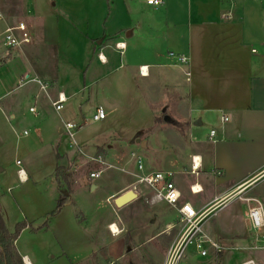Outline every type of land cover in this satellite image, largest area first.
Here are the masks:
<instances>
[{
  "label": "crops",
  "instance_id": "crops-1",
  "mask_svg": "<svg viewBox=\"0 0 264 264\" xmlns=\"http://www.w3.org/2000/svg\"><path fill=\"white\" fill-rule=\"evenodd\" d=\"M89 1L102 5L100 13L97 6L73 11L62 30L57 18L25 17L21 0H0V37L19 23L32 36L20 49L5 48L3 40L0 45V205L10 233L27 223L15 241L23 263L51 264L64 256L54 243L70 239L64 224L71 214L76 217V207L86 222L101 219L106 239L128 228L130 242L154 237L139 227L146 220L154 225L155 216V237L167 240V250L180 232L177 209L151 203L152 192L144 186L131 202L115 205L141 175L140 158L146 173L173 172L179 206L187 203L199 212L221 202L204 224L205 233L225 248L211 250L216 264H264L247 218L255 204L250 200L264 207V0H162L157 6L146 0ZM118 43L124 51L116 49ZM170 53L189 63L178 66ZM59 94L67 102L57 112L52 103ZM97 108L105 110L104 120H93ZM66 123L78 126L74 142L63 130ZM18 128L23 132L14 146ZM10 152L12 165L6 161ZM194 157L201 161L197 176ZM17 161L26 172L24 183L17 178ZM57 167L71 175L70 187L62 184L70 193L45 227L62 193ZM98 171L100 178H91ZM6 173L13 183L3 189ZM194 186L202 191L192 194ZM95 198H105L108 216ZM111 224L119 235L110 233ZM55 250L60 255L47 260Z\"/></svg>",
  "mask_w": 264,
  "mask_h": 264
},
{
  "label": "rangeland",
  "instance_id": "rangeland-1",
  "mask_svg": "<svg viewBox=\"0 0 264 264\" xmlns=\"http://www.w3.org/2000/svg\"><path fill=\"white\" fill-rule=\"evenodd\" d=\"M23 5V14L25 17L29 18H47L54 17L57 18L60 22L61 29L63 30L64 26L67 24L71 18L73 11H81L83 14L85 9L88 7L97 6L96 13H100L102 7L101 4H97L96 1L89 0H21ZM84 16V15H83ZM69 17V19H66ZM2 37H0V45H2ZM86 118H91V114H85ZM162 119H165V116H162ZM88 123V122H87ZM77 125V124H76ZM92 128V127H91ZM23 129L18 128L15 136L13 137L14 146L17 144L16 136L19 133H22ZM26 139L19 142V145L24 144ZM77 141V137H76ZM69 142V141H68ZM67 142V143H68ZM70 142L72 140L70 139ZM6 161L9 165L14 164L15 156L10 152V156L6 157ZM3 182L1 187L6 189L12 185V178H10L7 173L4 175ZM3 191V190H2ZM1 191V192H2ZM73 199L78 201L80 199L79 191L73 190ZM90 191H86V197L91 198ZM7 196V193H6ZM84 197L85 204L87 199ZM8 197H6L7 199ZM94 199V198H92ZM99 201L98 204L101 207L99 208L102 212L108 211L105 207L109 206L105 203V198ZM12 202L11 198L9 199ZM74 209V208H73ZM111 210V209H110ZM79 208H75L76 217H67L68 220L65 222L66 232L68 233L70 239L66 242L61 241L54 243L55 246L60 248V251L64 249V256L56 259H51V264H163L164 258L166 255L167 240L164 237H155L159 233L160 222L159 218L153 216L154 225L149 226V222L146 220L140 227V230H147L146 233L153 235V238H138L132 239V242L129 240V235H126L128 228H126V233H122V236L117 238H105L104 233L101 230L100 222L101 219L88 220L87 222L79 216ZM74 212V211H73ZM109 215L110 211L104 213ZM74 220H73V219ZM53 220V217H48L45 223L50 225ZM63 225V224H62ZM177 226L180 229V224ZM149 227H151L149 229ZM15 231V230H14ZM56 251V250H55ZM62 254V253H61ZM58 250L56 254H49L47 260L51 257L59 256ZM264 256V251L261 253ZM180 264H216L213 253L209 250L207 257L198 256L194 248L191 247L188 249L185 258L181 261ZM235 264V263H234Z\"/></svg>",
  "mask_w": 264,
  "mask_h": 264
},
{
  "label": "built area",
  "instance_id": "built-area-1",
  "mask_svg": "<svg viewBox=\"0 0 264 264\" xmlns=\"http://www.w3.org/2000/svg\"><path fill=\"white\" fill-rule=\"evenodd\" d=\"M146 2L151 6H157L163 3L162 0H146ZM5 16L0 11V22L4 21ZM3 45L9 50L20 49L23 46L30 44L32 41L31 31L24 23H19L15 26L7 27L6 30L2 33ZM116 49L120 51L125 50L124 44H116ZM170 58L176 59L178 66H185L189 63V59L185 56L176 55L174 53L169 54ZM98 58L101 62H105L103 56L100 54ZM146 70V71H145ZM141 76L147 75V68L141 67L139 69ZM185 76L189 81L191 78V73L185 71ZM34 81L42 84L40 80L34 79ZM47 84H42V90L47 88ZM67 102V98L64 94H59L56 101L52 103L54 109L59 112L64 108V104ZM30 112L35 113L36 108L32 107ZM106 117V112L103 108H97L96 113L93 116L94 121L104 120ZM223 122L228 121L227 117H223ZM78 129V126L74 123H66L63 130L67 133L69 138L74 142L75 133ZM24 135H28V132H24ZM215 136V131H212L210 138ZM198 158H192V173L198 175V171L201 168V161L196 163ZM137 167L141 175L137 176L134 184L131 186V191L138 192L141 186L148 188L152 192L151 203L164 202L169 206L177 209L179 213V224L180 232L178 236L170 244L163 264H180L181 261L185 258L186 253L189 248L193 247L198 256L207 257L209 250L216 253H221L225 251V248L214 242L204 230V224L207 220L216 215L221 202L215 200L212 204L208 205L203 210L197 212L190 204H183L179 206L181 199V193L175 186L173 182L174 174L170 171H156V172H144V165L142 160L139 158L137 161ZM16 165L18 166L17 178L20 183L27 181V176L25 170L22 168L21 161H17ZM102 171L94 172L91 174V178L98 179L100 178ZM192 194H197L202 191V189H197L196 186L191 187ZM11 190H9L10 192ZM249 201V200H248ZM255 204L248 209L247 218L251 223L255 241L257 243L258 250H264V207L257 200H250ZM222 205V204H221ZM115 224H111L108 228L112 235H119L112 230V227ZM120 231V230H119ZM25 264H30L24 259ZM243 264H262L257 263L253 260L244 262Z\"/></svg>",
  "mask_w": 264,
  "mask_h": 264
},
{
  "label": "trees",
  "instance_id": "trees-1",
  "mask_svg": "<svg viewBox=\"0 0 264 264\" xmlns=\"http://www.w3.org/2000/svg\"><path fill=\"white\" fill-rule=\"evenodd\" d=\"M174 123L180 126L179 123ZM55 177L57 182L62 186V193L58 199L56 209L50 214L49 218L55 217L61 212L62 208L67 203L68 193H70V188H65V186L70 187L71 185V175L67 173V169L63 167H57ZM44 226L46 227L47 223H45ZM26 227L27 223L21 222L16 225L15 231L10 233L3 219L0 205V264H24L15 247V241L19 238L20 234Z\"/></svg>",
  "mask_w": 264,
  "mask_h": 264
},
{
  "label": "water",
  "instance_id": "water-1",
  "mask_svg": "<svg viewBox=\"0 0 264 264\" xmlns=\"http://www.w3.org/2000/svg\"><path fill=\"white\" fill-rule=\"evenodd\" d=\"M99 43H101V42H99ZM136 197H137V195L133 191H131V192H129V193L117 198L115 200V205L118 208H120V207L124 206L125 204H127V203L131 202L132 200H134Z\"/></svg>",
  "mask_w": 264,
  "mask_h": 264
},
{
  "label": "bare ground",
  "instance_id": "bare-ground-1",
  "mask_svg": "<svg viewBox=\"0 0 264 264\" xmlns=\"http://www.w3.org/2000/svg\"><path fill=\"white\" fill-rule=\"evenodd\" d=\"M115 229H116V231H114L115 233H119L120 232L119 229H117L116 225H115ZM112 230H113V227H112Z\"/></svg>",
  "mask_w": 264,
  "mask_h": 264
},
{
  "label": "snow or ice",
  "instance_id": "snow-or-ice-1",
  "mask_svg": "<svg viewBox=\"0 0 264 264\" xmlns=\"http://www.w3.org/2000/svg\"><path fill=\"white\" fill-rule=\"evenodd\" d=\"M113 231H116L115 226H113Z\"/></svg>",
  "mask_w": 264,
  "mask_h": 264
}]
</instances>
